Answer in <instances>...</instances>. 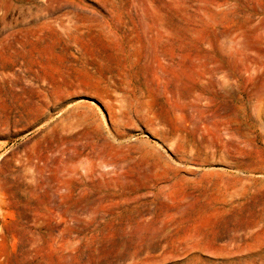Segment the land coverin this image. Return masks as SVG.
I'll return each instance as SVG.
<instances>
[{
	"label": "rangeland",
	"instance_id": "1",
	"mask_svg": "<svg viewBox=\"0 0 264 264\" xmlns=\"http://www.w3.org/2000/svg\"><path fill=\"white\" fill-rule=\"evenodd\" d=\"M0 264H264V0H0Z\"/></svg>",
	"mask_w": 264,
	"mask_h": 264
},
{
	"label": "bare ground",
	"instance_id": "2",
	"mask_svg": "<svg viewBox=\"0 0 264 264\" xmlns=\"http://www.w3.org/2000/svg\"><path fill=\"white\" fill-rule=\"evenodd\" d=\"M76 29H77V27H76ZM74 29L72 28V27H65L64 28V33H66L67 34V37L70 39L71 38V36H72V32L74 33V31H73ZM43 83H45L47 86H54L55 84H57V82H58V80L56 79V78H54V77H51V78H49V80H48V82H47V77H44L43 78ZM262 229V228H261ZM252 246V245H251Z\"/></svg>",
	"mask_w": 264,
	"mask_h": 264
}]
</instances>
